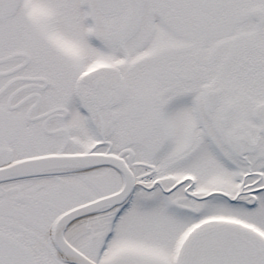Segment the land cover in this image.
<instances>
[{"label": "snow or ice", "instance_id": "6c2138e0", "mask_svg": "<svg viewBox=\"0 0 264 264\" xmlns=\"http://www.w3.org/2000/svg\"><path fill=\"white\" fill-rule=\"evenodd\" d=\"M0 264H264V0H0Z\"/></svg>", "mask_w": 264, "mask_h": 264}]
</instances>
